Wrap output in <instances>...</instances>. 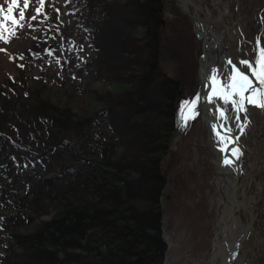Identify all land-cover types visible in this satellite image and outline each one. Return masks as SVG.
Returning a JSON list of instances; mask_svg holds the SVG:
<instances>
[{
  "label": "trees",
  "instance_id": "obj_1",
  "mask_svg": "<svg viewBox=\"0 0 264 264\" xmlns=\"http://www.w3.org/2000/svg\"><path fill=\"white\" fill-rule=\"evenodd\" d=\"M69 1L87 15L83 27L88 46L93 43L101 51V61L109 62L115 54L126 67L128 58L131 84L116 85L117 75L109 80L110 85H124L117 93L126 91L113 108L71 121L44 119L45 147L34 142L30 151L40 157L50 149L59 162L51 177L40 180L35 204L44 199L47 205L34 216L48 210L53 215L40 222L27 217L17 194L1 184L0 249L5 254L0 264H163L167 245L160 200L167 176L162 162L177 125L173 102L181 85L179 80H160L157 71L163 1ZM96 29L104 33L102 50ZM117 44L126 48L117 50Z\"/></svg>",
  "mask_w": 264,
  "mask_h": 264
},
{
  "label": "rangeland",
  "instance_id": "obj_2",
  "mask_svg": "<svg viewBox=\"0 0 264 264\" xmlns=\"http://www.w3.org/2000/svg\"><path fill=\"white\" fill-rule=\"evenodd\" d=\"M162 1L163 50L157 71L163 76L160 80L170 78L181 83L173 102L177 105L178 137L162 162L166 182L170 183L163 190L164 202L163 197L160 200L164 212L162 234L167 245L163 264H205L212 254L216 217V191L212 181L216 173L212 163L214 149L207 141V129L197 115L196 106L195 118L189 119L186 125L181 112L186 101L197 97L202 50L188 17L176 8V1ZM24 2L17 0L13 13L9 14L11 0H0V22L6 26L5 34L9 36L7 43L0 40V59H7L11 70L3 77L6 84L0 83V198L1 184L5 183L25 205L26 216L40 222L50 220L53 213L48 210L35 218L38 209H46L47 201L42 199L36 205L34 194L40 191V180L51 177L59 162L58 155L50 149L40 157L30 151L34 142L45 147L46 131L41 128L45 127L44 119L53 122L62 117L61 122L71 121L100 113L103 108H113L125 99L126 91L117 93L124 85L113 86L110 81L117 75L116 85L128 82L129 86L132 78L126 77L130 68L128 58H125L126 67L124 62L116 60L115 54L109 62L101 61V51H95L93 43L88 46L90 38L83 27L87 15L80 14L78 5L69 0H43L37 14L40 0H28L27 8ZM253 2L261 10L260 19L264 20V0ZM21 9L25 18L20 23L24 27L16 26V35L11 36V19L4 17L13 16L18 20ZM235 11L238 12L237 7ZM87 24L96 26L89 21ZM97 31L95 40L102 50L104 33ZM143 42L144 39L138 44L139 50H143ZM21 44L24 46L10 55ZM117 47L121 51L126 48L120 44ZM111 62L113 67L109 66ZM214 117L221 120L217 111ZM35 122L37 128L33 126ZM100 122H105L102 115Z\"/></svg>",
  "mask_w": 264,
  "mask_h": 264
},
{
  "label": "bare ground",
  "instance_id": "obj_3",
  "mask_svg": "<svg viewBox=\"0 0 264 264\" xmlns=\"http://www.w3.org/2000/svg\"><path fill=\"white\" fill-rule=\"evenodd\" d=\"M192 1L196 4L197 16L204 20L205 40L213 43L211 49L208 47L209 54L203 62L205 73L213 75L214 70L226 62L233 70L231 77L237 69L236 55L249 62L258 58L260 50L264 49V20L260 19L261 10L257 4L253 5V0L250 4V0ZM179 3L182 8L190 9L185 0ZM23 46L16 45L10 55H15ZM239 67L242 73H251L245 65L239 64ZM8 71L11 72L8 60L0 59V83L6 84L3 77ZM251 79L256 86L259 85L253 75ZM248 94L245 93L246 96ZM233 98L237 104L229 101L220 106L227 117L222 119L237 124L235 128L241 136L235 142L232 138L225 141L217 132L210 145L214 149V165L216 168H220L219 164L224 167V174L217 170L212 180L216 191L215 228H224L231 219L234 224L229 237H236L233 244L225 249L224 256L213 250L212 258L205 264H264V107L249 104L245 99L241 109L239 97ZM221 148L226 149L225 153ZM226 159L230 163H225ZM220 237L219 231L218 250L223 243H219ZM222 247L223 251L225 247Z\"/></svg>",
  "mask_w": 264,
  "mask_h": 264
},
{
  "label": "snow or ice",
  "instance_id": "obj_4",
  "mask_svg": "<svg viewBox=\"0 0 264 264\" xmlns=\"http://www.w3.org/2000/svg\"><path fill=\"white\" fill-rule=\"evenodd\" d=\"M41 8L37 9V14L41 11L43 7V0H40ZM17 0H11L9 7L7 8V12L9 14L13 13V7L16 6ZM28 7V0L24 2V8ZM2 11V9H0ZM25 18L24 10L21 9L19 12L18 20L13 16H5L4 19L8 20L11 19L12 23V30L10 32L11 36H15V27L19 26L23 28L24 25L20 23ZM32 19H36L35 16ZM6 26L4 23L0 22V40L7 43L9 42V36L5 34ZM51 54V53H49ZM231 63V61H229ZM241 64L245 65L246 68L252 73L255 77L256 81H258L261 87H256L253 84V80L249 78L247 74L242 73L239 69H235L234 75L229 77L227 82L224 83L222 87L217 89H213L215 95H218L220 98H223L225 103H228L230 98L238 96L239 97V107L242 109L245 99L249 104H255L260 107H264V49H261L259 52V56L252 62L249 61H241ZM213 80H216L217 77L213 76ZM245 93H249L247 96ZM199 96L195 97L192 101H186L181 109L182 112V119L185 121V125L189 119L195 118V106L196 103L199 101ZM231 102L233 104H237L235 99H232ZM221 118L227 119L224 116V113H220ZM226 150V149H222ZM225 163H230L227 159L224 161Z\"/></svg>",
  "mask_w": 264,
  "mask_h": 264
},
{
  "label": "water",
  "instance_id": "obj_5",
  "mask_svg": "<svg viewBox=\"0 0 264 264\" xmlns=\"http://www.w3.org/2000/svg\"><path fill=\"white\" fill-rule=\"evenodd\" d=\"M176 1V6L178 8V10H180L182 13H184L186 16H188L190 18V21H191V25H192V28H193V31L195 33V35L197 36L198 40L200 41L201 45H202V48L204 50V53L202 54V57L200 59V76H201V90H200V93H199V100L201 101L203 99V96L205 95L206 93V89H207V86H208V82H209V79H208V75L207 73L204 72V60L206 58V56L204 57V55L206 54V45H205V36H204V28H203V24L202 22L204 21L203 18H200L199 16H197L196 14V10H195V3L192 1V0H185V2L187 3L188 7L190 9H184L181 7L180 5V0H175ZM190 12H192V14H190ZM200 14V13H199ZM211 31H215V29H212ZM204 57V59H203ZM210 115L208 114H204L202 113V117H203V121L206 123V126L209 128L210 130V135L211 134V131H212V128H216L217 127H213L212 124H211V120L209 118ZM177 136V131L174 133L172 139H171V143H170V147L173 146V142L175 140ZM224 139V138H223ZM169 186V185H168ZM219 234V233H218ZM216 234L214 236L215 238V242L217 241V235ZM214 251L215 252H219L218 248H217V243H215L214 245Z\"/></svg>",
  "mask_w": 264,
  "mask_h": 264
}]
</instances>
